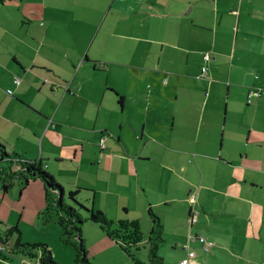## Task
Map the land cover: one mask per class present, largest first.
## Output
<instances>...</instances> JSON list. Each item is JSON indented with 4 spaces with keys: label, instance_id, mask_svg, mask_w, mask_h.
<instances>
[{
    "label": "crops",
    "instance_id": "1",
    "mask_svg": "<svg viewBox=\"0 0 264 264\" xmlns=\"http://www.w3.org/2000/svg\"><path fill=\"white\" fill-rule=\"evenodd\" d=\"M251 90L261 95L249 104ZM0 142L12 159L40 163L66 202L80 190L77 201L110 220L138 221L145 241L154 213L162 244L179 251L170 264L189 252L191 264H264V0L0 5ZM16 192L19 219L31 206L39 241L73 264L60 227L40 217L44 185L0 184L5 212ZM0 218L10 227L13 212ZM86 229L111 262L133 264L97 225ZM0 247V264H38Z\"/></svg>",
    "mask_w": 264,
    "mask_h": 264
},
{
    "label": "trees",
    "instance_id": "2",
    "mask_svg": "<svg viewBox=\"0 0 264 264\" xmlns=\"http://www.w3.org/2000/svg\"><path fill=\"white\" fill-rule=\"evenodd\" d=\"M16 0H0V5ZM123 98H119L120 104ZM2 161H13L19 168L12 172L10 168L0 170V184L7 192L16 181L22 185H28L31 181H40L45 188L46 207L40 213V217L46 223L56 222L61 229V241L74 249L75 264H92L88 258L85 239L83 237V225L86 222L97 225L124 253L133 264H165L158 251L163 243V226L159 218L150 213L153 223L151 232L145 241L141 226L136 220H120L114 222L106 214L94 208H88L77 201L80 190L69 192L68 202L64 198L63 187L43 168L38 162H28L14 158L6 152L5 146L0 142ZM72 202V203H71ZM84 212V214L82 213ZM17 236L14 248L10 254H22L31 260H36L38 264H60L54 258L51 248L47 244H25L22 242V233L18 226L7 227L0 233V246H6L9 238ZM148 248V261L144 262L140 258L142 244Z\"/></svg>",
    "mask_w": 264,
    "mask_h": 264
},
{
    "label": "rangeland",
    "instance_id": "3",
    "mask_svg": "<svg viewBox=\"0 0 264 264\" xmlns=\"http://www.w3.org/2000/svg\"><path fill=\"white\" fill-rule=\"evenodd\" d=\"M1 155V154H0ZM2 165V163L0 164V166ZM40 182V181H39ZM18 185H15V188L17 189ZM20 192H16L15 195L12 193L11 198L9 197V201H12L14 204H12L10 206V208L5 212V200L2 201L1 197H0V217H2L5 214V218H7L8 213L11 211L13 212V221H11L10 223V227L19 226V229L22 233V237L21 240L23 243L25 244H47L51 250L52 247L48 244V243H44L39 241V235L38 233L35 231V225L33 223V220L31 217H28V214L31 211V206H27L26 211H25V215L23 217V219H19L20 215H21V210H22V203L26 202V199L23 200L21 202V206L19 205V201L20 199ZM84 214V212H82ZM0 222L5 223L4 221H2V219L0 218ZM6 224V223H5ZM2 224V226L0 225V227H4L6 229V225ZM5 225V226H4ZM8 225V224H7ZM83 237L85 239V243H86V248L88 251V258L90 260V262L92 263V261L95 264H114L115 260L113 262L110 261L111 258H114V256L112 254L105 253L103 252V248L101 247V245L99 244H94L88 234V231L86 229V223L83 225ZM59 235L58 237H56L55 239L59 242V244H61L63 247L65 248H69L74 255V249L69 246V245H65L64 243H62L61 239H60ZM52 239V238H50ZM17 240V236H12L9 238L8 244H6V246L4 245V247L7 250H12L14 248V245L16 243ZM170 247V242H168L167 244H162L160 249H159V254L161 258H165L166 264H170L169 260H168V255H170V257H176L179 251L174 250L173 252L170 250H167L166 248ZM60 255V259L62 261H64V259L67 257L66 252L65 254H59ZM16 256H20L23 257L24 255L18 253L16 254ZM148 256H149V250L148 248H146V246L144 247V249L141 250L140 252V258L144 261L147 262L148 261ZM70 257V255H69ZM29 259V258H28ZM59 262V261H57ZM62 264V263H61ZM74 264V262H73ZM93 264V263H92ZM118 264V263H115Z\"/></svg>",
    "mask_w": 264,
    "mask_h": 264
},
{
    "label": "built area",
    "instance_id": "4",
    "mask_svg": "<svg viewBox=\"0 0 264 264\" xmlns=\"http://www.w3.org/2000/svg\"><path fill=\"white\" fill-rule=\"evenodd\" d=\"M204 60H205V63L206 64L210 63L211 60H212L211 54L210 53L205 54L204 55ZM207 71H208L207 67H204L202 69V74L203 75H206L207 74ZM15 84L17 86H19L21 84V80L19 78H16L15 79ZM8 94L12 95L13 93H12L11 90H9L8 91ZM260 95H261V92L260 91H258V90H251L249 92V94H248V103L250 104L253 101L254 98H258ZM105 141H106V137L103 136L100 139V143H99V145H100V147L102 149L105 148ZM191 200H192V202H195V198L194 197H192ZM190 222L192 224H195L197 222V213H193L192 214V216L190 218ZM195 240L198 241L203 246V248H204V250L206 252H209L210 251L212 245L203 236H201V235L196 236ZM3 251H4L3 247H0V252H3ZM195 257H196V254L194 252H189L187 258L184 259L180 264H191L192 260Z\"/></svg>",
    "mask_w": 264,
    "mask_h": 264
},
{
    "label": "water",
    "instance_id": "5",
    "mask_svg": "<svg viewBox=\"0 0 264 264\" xmlns=\"http://www.w3.org/2000/svg\"><path fill=\"white\" fill-rule=\"evenodd\" d=\"M61 198L63 197V195L60 196Z\"/></svg>",
    "mask_w": 264,
    "mask_h": 264
}]
</instances>
